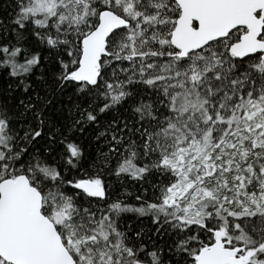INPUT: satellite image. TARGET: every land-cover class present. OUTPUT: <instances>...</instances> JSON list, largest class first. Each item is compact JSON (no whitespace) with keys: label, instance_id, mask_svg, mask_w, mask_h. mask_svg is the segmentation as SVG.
<instances>
[{"label":"snow or ice","instance_id":"6c2138e0","mask_svg":"<svg viewBox=\"0 0 264 264\" xmlns=\"http://www.w3.org/2000/svg\"><path fill=\"white\" fill-rule=\"evenodd\" d=\"M0 264H264V0H0Z\"/></svg>","mask_w":264,"mask_h":264}]
</instances>
